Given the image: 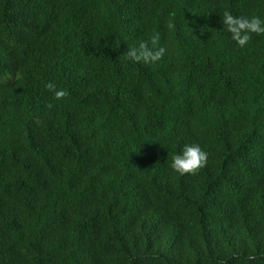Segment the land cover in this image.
<instances>
[{
  "label": "trees",
  "instance_id": "trees-1",
  "mask_svg": "<svg viewBox=\"0 0 264 264\" xmlns=\"http://www.w3.org/2000/svg\"><path fill=\"white\" fill-rule=\"evenodd\" d=\"M225 10L264 0H0V264H264V35Z\"/></svg>",
  "mask_w": 264,
  "mask_h": 264
},
{
  "label": "clouds",
  "instance_id": "clouds-1",
  "mask_svg": "<svg viewBox=\"0 0 264 264\" xmlns=\"http://www.w3.org/2000/svg\"><path fill=\"white\" fill-rule=\"evenodd\" d=\"M221 23L223 29L231 35V39L239 46H245L251 39L250 34L264 35V19L258 15L236 16L231 11L225 10L221 15ZM167 28L172 30L175 24L172 20L167 23ZM167 48L160 44L159 33L153 34L149 39L141 41L138 46L127 48L124 55L127 59L145 64H155L165 57ZM45 87L52 91L54 98L63 99L68 95L67 90L57 89L53 82H48ZM39 122V121H38ZM208 153L204 151L198 144H186L182 154H173L171 157V169L180 175H195L200 169L207 165ZM249 259H255L250 256ZM218 264H224L223 261Z\"/></svg>",
  "mask_w": 264,
  "mask_h": 264
}]
</instances>
